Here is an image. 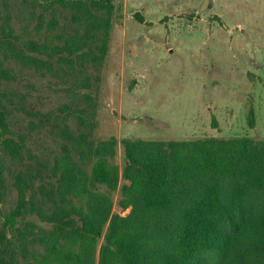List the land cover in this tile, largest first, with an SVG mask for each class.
Instances as JSON below:
<instances>
[{
	"label": "rangeland",
	"instance_id": "1",
	"mask_svg": "<svg viewBox=\"0 0 264 264\" xmlns=\"http://www.w3.org/2000/svg\"><path fill=\"white\" fill-rule=\"evenodd\" d=\"M114 3L108 54L98 66L85 62L71 68L53 61L52 70H38L5 58L0 46L5 71L0 106L15 137L24 138L21 161L2 155L3 211L16 202L14 174L36 160L46 165L44 180H34L26 195L34 192L38 204L51 211L48 181H54L53 165L64 147L79 162V149L116 139L108 157L119 167L111 212L126 215L130 206L118 202L120 187L128 182L121 177L124 138L264 137V0ZM41 11L27 0H0V34L2 27L11 28L19 43L43 41L49 13ZM56 17L60 27L71 24L67 10ZM95 160L94 155L84 160L87 174ZM85 182L90 190L109 191L105 184ZM23 220L33 223L38 236L50 227L36 214ZM27 247L28 260L22 262L38 264L33 256L43 245L37 238Z\"/></svg>",
	"mask_w": 264,
	"mask_h": 264
},
{
	"label": "trees",
	"instance_id": "2",
	"mask_svg": "<svg viewBox=\"0 0 264 264\" xmlns=\"http://www.w3.org/2000/svg\"><path fill=\"white\" fill-rule=\"evenodd\" d=\"M27 1L42 15L49 13V33L41 42L19 43L11 28L2 27L5 58L38 70H52L53 61L71 68L85 62L98 66L106 58L114 0ZM66 10L71 24L60 27L56 16ZM2 64L0 59V100ZM115 144L111 137L101 146L81 148L79 162L63 148L53 165L54 181H48L49 212L34 192L26 195L34 180H44L45 163H26L14 174L15 205L8 211L0 207V264H24L28 243L37 238L43 245L33 256L38 264H95L98 243L97 264H264V137L124 138L121 177L128 182L121 185L118 202L130 206L126 215L111 212L119 167L108 157ZM23 151V136L15 137L0 106V204L2 155L21 161ZM91 155L96 160L87 174L84 160ZM87 180L109 191L90 190ZM31 214L50 225L39 236L33 223L23 220Z\"/></svg>",
	"mask_w": 264,
	"mask_h": 264
}]
</instances>
